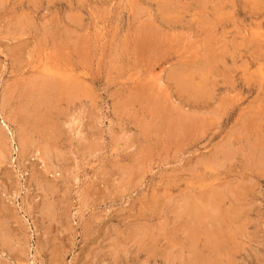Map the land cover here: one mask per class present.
I'll return each mask as SVG.
<instances>
[{
	"label": "rangeland",
	"instance_id": "obj_1",
	"mask_svg": "<svg viewBox=\"0 0 264 264\" xmlns=\"http://www.w3.org/2000/svg\"><path fill=\"white\" fill-rule=\"evenodd\" d=\"M0 131V264H264V0H0Z\"/></svg>",
	"mask_w": 264,
	"mask_h": 264
},
{
	"label": "bare ground",
	"instance_id": "obj_2",
	"mask_svg": "<svg viewBox=\"0 0 264 264\" xmlns=\"http://www.w3.org/2000/svg\"><path fill=\"white\" fill-rule=\"evenodd\" d=\"M150 40V39H149ZM69 41V40H68ZM48 65V64H47ZM66 66V65H65ZM40 67V66H39ZM69 67V66H68ZM50 68V67H49ZM72 68V67H71ZM42 69V68H41ZM40 69V70H41ZM44 69H45V67H44ZM65 69V68H64ZM76 69V68H75ZM36 70V69H35ZM40 70H38V72L40 71ZM49 71H52V70H50V69H48ZM54 70V69H53ZM60 70V69H59ZM66 70V69H65ZM74 70V69H73ZM73 70H72V73H73ZM48 72V71H47ZM55 72H57V70L55 71ZM59 72V71H58ZM58 72H57V74H58ZM64 72V71H63ZM63 72H59V74L60 73H62L63 74ZM66 72V71H65ZM45 73H46V71H45ZM67 73H69V72H67ZM36 74V73H35ZM38 74H40V73H38ZM49 74V73H48ZM65 74V73H64ZM63 74V75H64ZM71 74V73H70ZM51 75V74H50ZM78 75H79V73H78ZM37 76V75H36ZM35 76V79L34 80H32V81H36V83H37V81L39 82V81H41V82H39L40 83V85H38V89L35 87V89H36V91H35V93H36V98H37V101L35 102V103H37V102H39V103H44V105L47 103L46 101H48L47 100V98H49V97H47V95L49 94V95H51L52 96V93H49L50 91H54V90H58V91H60V93H61V88H63L65 85H64V78L65 77H63V76H60V75H56V76H50V77H47V76H45L44 78H46V79H44V81L43 80H41L42 78L41 77H43V75L40 77V76H38V78L40 79V80H38V78ZM65 76V75H64ZM68 76L69 75H67V77L66 78H68ZM72 77V76H71ZM77 77V76H76ZM75 77V79L77 80V78ZM37 79V80H36ZM70 79V78H69ZM69 81V80H68ZM67 81V82H68ZM78 81V80H77ZM91 82V81H90ZM71 83V82H70ZM38 84V83H37ZM77 84V83H76ZM31 85H33V84H31ZM70 85H72V84H70ZM37 86V85H36ZM39 86L41 87V88H39ZM24 87V86H23ZM30 87V86H29ZM80 88H81V86H79ZM33 88V87H32ZM65 89V87L63 88V90ZM68 89V88H67ZM67 89H66V91H67ZM81 90V89H79V88H76V90ZM72 90V89H71ZM27 91V90H26ZM70 91V90H69ZM29 92V91H28ZM31 94V92L30 93H28V95H30ZM57 94V93H56ZM31 96V95H30ZM62 96V95H61ZM26 98V97H25ZM30 98V97H29ZM32 98V97H31ZM31 98L30 99H27V100H31ZM51 98H53V97H51ZM56 98V97H55ZM54 98V99H55ZM57 99V98H56ZM7 100V99H6ZM34 100H36V99H34ZM33 99H32V101H34ZM55 101V100H54ZM53 102V101H52ZM51 102V103H52ZM25 103H27L26 101H25ZM50 103V104H51ZM49 104V105H50ZM56 104V103H55ZM38 104H36V106H37ZM48 105V106H49ZM25 106V105H24ZM39 106V105H38ZM47 106V107H48ZM40 107V106H39ZM39 107H37V108H39ZM53 107V106H52ZM20 108V107H19ZM50 108V107H49ZM23 109H25V108H23ZM28 109V108H27ZM24 111V110H23ZM22 116V115H21ZM20 116V117H21ZM37 116H39V115H37ZM47 116V115H46ZM183 116V115H182ZM25 117V116H24ZM30 118V117H29ZM24 119V118H23ZM16 120V119H15ZM29 123V122H28ZM36 125V124H35ZM27 126V125H26ZM31 127H34V126H31ZM174 127V126H173ZM48 128V127H47ZM175 129H176V127H174ZM174 128H173V130H174ZM187 128V127H186ZM35 129V128H34ZM33 130V129H32ZM179 130V129H178ZM175 131V130H174ZM182 132V131H181ZM0 133L2 134V132L0 131ZM0 134V143H1V141L3 142L4 140H2L3 139V136ZM28 134V133H27ZM173 134V133H172ZM176 134V133H175ZM177 134H179V133H177ZM28 135H30V134H28ZM180 135V134H179ZM178 135V136H179ZM26 136V135H25ZM28 139V138H27ZM6 140V139H5ZM24 140H25V137H24ZM25 142V141H24ZM31 142V141H30ZM26 143V142H25ZM29 144V143H28ZM33 144V143H32ZM1 145V144H0ZM4 145V144H3ZM39 145V144H38ZM26 146V145H25ZM28 146V145H27ZM2 147V146H1ZM24 147V146H23ZM52 149V148H51ZM44 150V149H43ZM48 150V149H47ZM46 151V150H45ZM44 154V153H43ZM47 154V153H46ZM43 162V161H42ZM46 162V161H45ZM190 171V170H189ZM210 178V177H209ZM214 179V178H213ZM214 186V185H213ZM190 191V190H189ZM203 191V190H202ZM207 191V190H206ZM214 191V190H213ZM199 192V191H198ZM198 194V193H197ZM196 194V195H197ZM219 194V193H218ZM217 195V194H216ZM201 196V195H200ZM206 197H207V194H206ZM211 197V196H210ZM217 197V196H216ZM212 199V198H211ZM220 208V207H219ZM228 210V209H227ZM214 212V211H213ZM177 215V214H176ZM179 215H181V214H179ZM189 215V214H188ZM197 215V214H196ZM199 215V214H198ZM208 215V214H207ZM206 215V216H207ZM219 215V214H218ZM211 216V215H210ZM208 217V216H207ZM206 217V218H207ZM213 217V216H212ZM200 220H198V222H199ZM220 221V220H219ZM193 222V221H192ZM200 223H202V222H200ZM190 224V223H189ZM204 224V223H203ZM194 224H190V226H193ZM202 225V224H201ZM242 225V224H241ZM199 226V225H198ZM206 226V225H205ZM6 227V226H5ZM194 227H195V225H194ZM180 228V227H179ZM200 229V227H197V229ZM185 229V228H184ZM194 229V228H193ZM215 230V229H214ZM195 231V230H194ZM198 231L199 230H196V232L198 233ZM209 231V230H208ZM220 231H221V229H220ZM200 232H201V230H200ZM145 233V232H144ZM187 233V232H186ZM211 233V232H210ZM209 233V234H210ZM191 234V233H190ZM219 234V233H218ZM222 234V233H221ZM187 235H189V233H187ZM216 235H217V233H216ZM152 236V235H151ZM199 236H200V234H199ZM145 237V236H144ZM188 237H192V235H190V236H188ZM196 237V236H195ZM198 237V236H197ZM218 237V236H217ZM188 239V238H187ZM193 239V238H192ZM204 239V238H203ZM213 239V238H212ZM222 239V238H221ZM141 240V239H140ZM199 240V239H198ZM209 240H211V239H209ZM156 241V240H155ZM194 241V243H196V241L195 240H193ZM212 241V240H211ZM215 241V240H214ZM143 242V241H142ZM190 242V241H189ZM192 242V241H191ZM190 242V243H191ZM206 242V241H205ZM216 242V241H215ZM224 242V241H223ZM227 242V241H226ZM222 243V242H221ZM215 244V243H214ZM213 244V245H214ZM220 244V243H219ZM151 245V244H150ZM188 245V244H187ZM192 245V244H191ZM196 244H193V246H195ZM222 245V244H221ZM152 246V245H151ZM198 246V245H197ZM205 246V245H204ZM215 246V245H214ZM183 247H184V245H183ZM146 248V247H145ZM206 248H208V247H206ZM213 249V248H212ZM154 250V249H153ZM224 250H226V249H224ZM186 251V250H185ZM188 251H189V249H188ZM230 251V250H229ZM147 252H148V250H147ZM190 252V251H189ZM193 252V251H192ZM150 253V252H149ZM208 253V252H207ZM203 254V253H202ZM187 255V254H186ZM165 257H167V256H165ZM180 258V257H179ZM209 258V257H208ZM187 260V259H186ZM184 262V261H183ZM202 262V261H201ZM184 263H186V262H184ZM195 263V262H194Z\"/></svg>",
	"mask_w": 264,
	"mask_h": 264
}]
</instances>
